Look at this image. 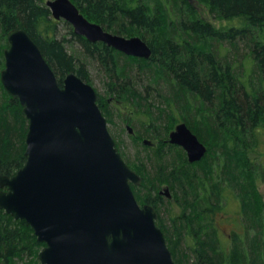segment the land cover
I'll use <instances>...</instances> for the list:
<instances>
[{"label": "trees", "instance_id": "16d2710c", "mask_svg": "<svg viewBox=\"0 0 264 264\" xmlns=\"http://www.w3.org/2000/svg\"><path fill=\"white\" fill-rule=\"evenodd\" d=\"M45 1L0 0V67L7 33L23 29L60 85L69 73L90 83L88 68L96 66L106 78L105 95L131 104V114L144 130L140 138L171 149L169 132L182 121L204 145H218L205 172L199 166L206 155L190 164L183 150L179 167L177 150L156 149L141 182L152 195H134L140 205H151L161 215V185L182 187L177 197L182 211L169 219L167 229L176 240L167 241L175 264H264V203L260 200L249 214L241 193L246 181L242 155L249 149L258 150L261 158L254 162L262 167L247 161L244 168L255 176L264 174V0H71L104 31L141 38L152 52L148 60L74 34L68 23L51 17ZM213 20L230 24L218 27ZM59 23L68 37L60 34ZM104 105L99 96L98 106L107 117ZM26 132L21 105L0 83V175L10 177L24 165ZM237 201L238 210L230 215L227 203ZM159 214L156 224L166 235ZM246 216L248 222L242 221ZM226 222L232 225L230 233L221 228ZM42 247L25 221L0 209V264H39Z\"/></svg>", "mask_w": 264, "mask_h": 264}, {"label": "water", "instance_id": "95a60500", "mask_svg": "<svg viewBox=\"0 0 264 264\" xmlns=\"http://www.w3.org/2000/svg\"><path fill=\"white\" fill-rule=\"evenodd\" d=\"M45 5L54 20L65 21L89 42L130 57L151 56L141 38L104 31L71 0ZM7 42L0 82L21 105L27 132L24 165L10 177L0 175V209L25 221L44 244L39 263L175 264L156 225L157 212L136 201L131 185L139 186L141 177L119 153L93 87L74 73L60 85L23 29L10 30ZM168 140L185 151L189 163L207 152L184 123L169 132ZM164 194L169 197L167 188Z\"/></svg>", "mask_w": 264, "mask_h": 264}, {"label": "rangeland", "instance_id": "374dc122", "mask_svg": "<svg viewBox=\"0 0 264 264\" xmlns=\"http://www.w3.org/2000/svg\"><path fill=\"white\" fill-rule=\"evenodd\" d=\"M201 11L202 10L199 9V12H201ZM213 24H215L218 27L219 26L222 27V26H225L227 24L229 25L230 22L214 21L213 20ZM58 28L60 29V34H63L66 37H68V35L65 33V32H67L66 26H63L62 23H59ZM2 54H3V52H2ZM3 68H4V55L2 58V66L0 67V72ZM88 70H89L88 73H89V79H90V83H88V84H90L93 87V89L96 91L98 98H99V96L103 97V100L105 103L104 109L107 111V113H106L107 117L104 115V117H106L108 119V120L106 119L107 120V128H108L110 135L112 136V138L115 141V145H116L119 153L121 154L124 161L127 163V165L131 169H133L135 172H138L140 174L141 178L142 177L145 178L147 172L151 170V166H148L150 158H151L150 155L151 154L152 155L157 154L158 152L156 151V149H158V148H162V151L168 152V148H169L168 144L160 145V144H156L158 142V140H156V141L152 140L154 142L153 147L150 149H147L146 146H144L142 144L143 140L147 139V138H143V137L140 138V136H141L140 133H142V131H144V130H142V127L140 125V121L135 119V116L133 117V115L131 114L133 112V110H131L132 109L131 104L124 103L123 101L116 102L114 100V98H109V96L105 95L106 78H105L104 74L102 72L98 71L96 69V66H89ZM179 123H184V122L179 121L173 127H176ZM128 128H130L132 132H129ZM138 135H139V137H138ZM143 136H144V134H143ZM149 140H151V139H149ZM205 145L208 148V151H207L206 156L204 158V162H203L204 164L202 163L199 166V168L204 172L207 171V167L209 165L212 166V164L214 162L212 150H214L215 146L218 147V145H213V146L210 145L211 146V149H210L209 143H207V141H206ZM174 150L178 151V153H176L174 156L176 158V161L178 160L177 164H179L180 165L179 167H181V166H183L182 165L183 164L182 159L185 156L183 153V150L178 146L177 147L173 146L170 149V151L173 152ZM242 158H243V161H242L243 177H242V179H246L245 183L243 182L241 184V187H242L241 193L243 196L242 205L247 209L246 211H248V208L250 207L251 210H249L248 213L252 214V212L253 213L255 212V208L258 207V203L260 202V200H261L260 203H264V174L262 173L261 175L258 174L256 176L251 174L250 172H248L246 170V167L244 168V162H247V161L250 162L251 161L254 164L255 168H256V166H259V168L261 169L262 165L260 163H258V164L255 163V162L260 161L261 155L258 154V150L249 149L247 154L245 153L244 155H242ZM199 168L195 167L196 172H198L200 170ZM191 181H192V179H191ZM195 182L196 181L193 180L194 184H195ZM165 186H167L169 188L170 193H171V198L168 199L164 195L159 194L163 199H161L160 203L157 205V210L159 209L161 211V215L159 213H157V214H159L161 216L162 224L164 223L163 225L165 226V231H167L166 235H164L165 240H166V244H167V241H169V239L172 240V242L176 241L170 235V233H168L167 229H168L169 224H170L169 219L171 217L172 218L177 217V215H179V213L182 211V208L179 204V201L177 200V197H181L180 195H181L182 187H177L174 183V185L172 186V188H173V190H172L167 183H165V184L163 183L161 185L160 191H163L165 189ZM187 187H188L187 185L184 186V188H187ZM148 189H149L148 185H145V184L142 185V183L139 186H133V188H132L133 192H135L134 194H136V192L139 191V193L141 192V194L145 193L144 195L151 194L150 192H148ZM227 204H229L228 209H229L230 215H232L234 213V211H237L238 207L240 205L238 203V201L235 202V204H232L230 202H228ZM169 211H171V214ZM167 213H169V216ZM257 218H259V216H257ZM245 219H247V222H248L249 219L247 216H246V218H243L242 221H245ZM13 220H15V219H13ZM16 221H18V220H16ZM220 225H221V228L223 229V231H225L226 233H230V231H232V225L231 224L226 222V223H220ZM255 229L256 228L251 229V230L256 231ZM184 241H185V239H184ZM175 243H177V242H175ZM184 247L185 246L182 242L181 249L184 250Z\"/></svg>", "mask_w": 264, "mask_h": 264}, {"label": "bare ground", "instance_id": "6f19581e", "mask_svg": "<svg viewBox=\"0 0 264 264\" xmlns=\"http://www.w3.org/2000/svg\"><path fill=\"white\" fill-rule=\"evenodd\" d=\"M15 29V28H14ZM19 29V28H18ZM102 43V42H101ZM104 44V43H103ZM148 46V45H147ZM149 47V46H148ZM150 48V47H149ZM5 50V49H4ZM151 50V49H150ZM151 54H152V52H151ZM151 57V56H150ZM136 58H141V57H136ZM141 59H145V58H141ZM149 59V58H148ZM148 59H146V60H148ZM3 89V88H2ZM180 124V123H179ZM185 124V123H184ZM186 125V124H185ZM186 127H187V125H186ZM192 132V131H191ZM168 139H169V135H168ZM168 142H169V140H168ZM172 145V144H171ZM176 146V145H175ZM185 152V151H184ZM153 207V206H152ZM154 208V207H153ZM155 209V208H154ZM156 211V210H155Z\"/></svg>", "mask_w": 264, "mask_h": 264}, {"label": "flooded vegetation", "instance_id": "af4514ba", "mask_svg": "<svg viewBox=\"0 0 264 264\" xmlns=\"http://www.w3.org/2000/svg\"><path fill=\"white\" fill-rule=\"evenodd\" d=\"M167 189H168V192H169V199L171 198V193H170V190L167 186H165ZM159 194L162 195V193L159 191Z\"/></svg>", "mask_w": 264, "mask_h": 264}]
</instances>
